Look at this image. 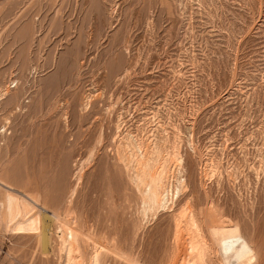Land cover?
Segmentation results:
<instances>
[{"label": "rangeland", "instance_id": "rangeland-1", "mask_svg": "<svg viewBox=\"0 0 264 264\" xmlns=\"http://www.w3.org/2000/svg\"><path fill=\"white\" fill-rule=\"evenodd\" d=\"M130 133L179 152L175 208L220 210L264 264V0H0V178L39 195L56 237L49 255L0 227V264H62L50 211L69 204L94 239L162 264L175 208L143 214Z\"/></svg>", "mask_w": 264, "mask_h": 264}, {"label": "bare ground", "instance_id": "bare-ground-1", "mask_svg": "<svg viewBox=\"0 0 264 264\" xmlns=\"http://www.w3.org/2000/svg\"><path fill=\"white\" fill-rule=\"evenodd\" d=\"M128 138L130 141L127 149H125L127 153H119V157L125 162L132 182L142 194L144 209V213H142L150 218L158 214L161 209H174L179 197L187 189L186 179L183 175L184 163L178 154L179 152L177 155H175L176 152L173 153L175 156L171 162L164 146L155 141L156 138L149 144L133 133H130ZM165 147L167 146L165 145ZM172 151H175L174 148ZM0 189L4 190L0 200V227L13 234L35 235L38 249L44 254L49 253L50 255L49 246L52 244L53 233L55 232H50L52 225L46 222L47 218L44 215V212L48 211V206L41 204L38 194L25 193L2 178H0ZM69 207L72 206L69 204ZM69 207L65 209H68L65 216L60 214V211H50V220L56 224L58 236V248L55 247V250H57V255H59L57 257L60 258L62 264H86L88 262L84 263L86 260L82 258L86 250L82 244L85 243V239H88L89 242L92 241L94 248L92 252L90 250L92 247H88L92 252L89 264H105L109 258H113L110 257L111 255L128 264H146L130 252L113 248L114 243L113 246H110L105 239L106 237L99 238L97 236L96 238L99 239H94L93 235L95 234L90 235L89 230L86 232L77 211ZM208 209V212L203 209L207 212L203 214L205 212L202 213V209L201 212H198V209H194L190 202L182 204L178 209L175 208L172 216L174 221L173 233L171 234L172 246H170L168 255L166 254L167 256L164 257V261H161L162 264H213L214 253L212 249L214 247L212 248L211 245L215 246L218 257L223 264H255L258 256L256 247L254 248L252 244L254 241L242 233L239 224L236 223L233 228L227 227L226 223L229 219H226L227 222L225 221L222 211L221 214L224 218L218 216L220 210L216 211L217 214H215L213 209H210L212 212H209ZM144 215L143 218H145ZM52 245L54 246V244ZM85 256L86 254L83 257ZM106 257L108 258L107 261L105 260ZM217 259L216 263L218 264L219 259Z\"/></svg>", "mask_w": 264, "mask_h": 264}]
</instances>
